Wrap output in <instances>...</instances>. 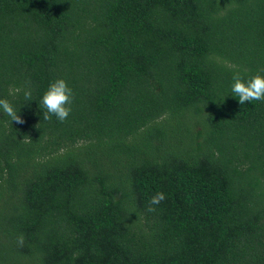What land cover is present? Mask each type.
<instances>
[{
  "label": "trees",
  "instance_id": "16d2710c",
  "mask_svg": "<svg viewBox=\"0 0 264 264\" xmlns=\"http://www.w3.org/2000/svg\"><path fill=\"white\" fill-rule=\"evenodd\" d=\"M237 71L264 76V0H0L23 120L0 111V264H264V102Z\"/></svg>",
  "mask_w": 264,
  "mask_h": 264
},
{
  "label": "clouds",
  "instance_id": "9594fccd",
  "mask_svg": "<svg viewBox=\"0 0 264 264\" xmlns=\"http://www.w3.org/2000/svg\"><path fill=\"white\" fill-rule=\"evenodd\" d=\"M233 83L231 85V92L234 97L238 98V102L243 105L245 102L261 101L264 102V76L256 74L248 79H245L238 71L233 74ZM22 91L19 87H14L10 90V94H18ZM25 99L31 98V91H24ZM72 89L67 85L63 79H57L52 82L46 92L43 94L40 105L43 109V119L49 120L55 116L59 122H64L70 112L72 103ZM0 111L7 114L11 121L22 124L23 120L17 115L12 105L5 99H0ZM163 192H158L149 200V207L147 211L153 212L155 208L153 205H158L165 199ZM24 238L19 236L17 238L18 245L23 246Z\"/></svg>",
  "mask_w": 264,
  "mask_h": 264
}]
</instances>
